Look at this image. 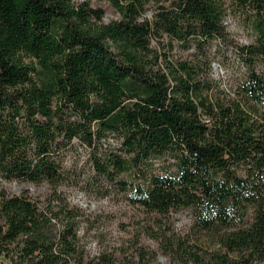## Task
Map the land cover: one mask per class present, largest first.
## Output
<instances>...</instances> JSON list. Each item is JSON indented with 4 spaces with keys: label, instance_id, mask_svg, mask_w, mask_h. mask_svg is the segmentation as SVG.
I'll return each mask as SVG.
<instances>
[{
    "label": "trees",
    "instance_id": "trees-1",
    "mask_svg": "<svg viewBox=\"0 0 264 264\" xmlns=\"http://www.w3.org/2000/svg\"><path fill=\"white\" fill-rule=\"evenodd\" d=\"M225 1L109 0L118 17L103 22L85 0H0V181L51 190L0 186V264L149 262L142 247L134 262L86 259L82 211L58 190L75 140L106 192L189 210L193 241L153 235L178 264L264 262V0H230L256 38L233 43L222 84L205 46L225 37ZM174 46L194 51L171 59Z\"/></svg>",
    "mask_w": 264,
    "mask_h": 264
},
{
    "label": "rangeland",
    "instance_id": "rangeland-1",
    "mask_svg": "<svg viewBox=\"0 0 264 264\" xmlns=\"http://www.w3.org/2000/svg\"><path fill=\"white\" fill-rule=\"evenodd\" d=\"M85 1L91 7L104 11L103 22L118 17L109 0ZM150 15L151 11L148 10L146 16ZM223 25L225 37L214 39L205 46L211 76L222 84L226 82V74L234 75L231 68H235L237 58L232 50L233 43L246 44L256 38L251 15L237 8L230 0L225 1ZM157 50L160 53L168 51L167 47ZM193 51V48L174 46L168 56L171 59L184 58L189 57ZM89 151L85 146L78 145L76 140L68 147L62 158L66 177L58 186L69 204L80 207L82 211L78 237L86 259L103 254L116 262H134L137 258L136 250L142 247L152 255L147 264H178L155 236L166 231L167 235L173 233L193 241L189 210H172L165 215L147 213L130 205L116 188L109 187L106 192L105 181L92 170ZM0 186L10 194L26 191L32 198L39 200H43L51 191L46 183L37 185L27 181H0ZM145 229H150L152 234Z\"/></svg>",
    "mask_w": 264,
    "mask_h": 264
}]
</instances>
